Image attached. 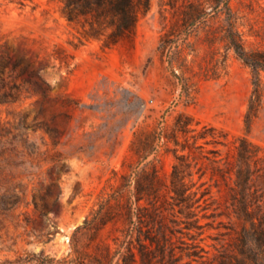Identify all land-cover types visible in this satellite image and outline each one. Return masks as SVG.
I'll use <instances>...</instances> for the list:
<instances>
[{
  "label": "rangeland",
  "instance_id": "rangeland-1",
  "mask_svg": "<svg viewBox=\"0 0 264 264\" xmlns=\"http://www.w3.org/2000/svg\"><path fill=\"white\" fill-rule=\"evenodd\" d=\"M182 1L150 0L132 38L101 49L98 40L88 39L85 26L62 16L61 0H0V56L3 53L8 61L0 74V92L17 86L13 99L0 101V259L40 249L65 254L73 228L84 221L101 191L109 189L107 179L120 180L112 169L130 173L154 160L168 180L171 152L159 147L137 165L129 146L136 133L143 138L155 126L170 124L178 111L221 129L227 140L247 133L264 145V75L260 105L247 131L244 119L252 80L246 65L232 52L222 63L202 61L203 47L198 45L187 97L172 72L179 70L180 61L170 63L169 54L158 48L161 33ZM231 4L240 13L256 16L264 0ZM26 63L31 76L20 74ZM43 80L49 97L39 112L41 97L27 90L34 82L45 86ZM204 168L194 167L191 176L198 200L184 210L167 196V241L160 248L148 245L152 260L142 263L138 258L135 264H216L213 255L231 249L233 212L218 211L223 197L208 167L200 176ZM11 185L18 192L13 208L2 200ZM203 190L207 193L201 196ZM34 192L38 202L43 195L47 202L42 218L32 202ZM26 219H34L33 224H25Z\"/></svg>",
  "mask_w": 264,
  "mask_h": 264
},
{
  "label": "trees",
  "instance_id": "trees-1",
  "mask_svg": "<svg viewBox=\"0 0 264 264\" xmlns=\"http://www.w3.org/2000/svg\"><path fill=\"white\" fill-rule=\"evenodd\" d=\"M61 2L62 16L69 22L85 26L88 39L98 40L101 49L131 39L138 17L150 5V0ZM252 10L249 7L248 12ZM198 45L203 47L202 61L209 58L222 63L232 52L250 69L252 90L244 119L248 131L262 96L264 7L256 16L240 13L231 0H183L176 7L174 18L159 37L158 48L161 53L169 54L170 63L180 61L179 70L173 69L172 72L180 78L187 97L191 96V61L198 55ZM5 58L6 55L1 53L0 74L8 62ZM17 64L18 60L12 62V66ZM29 66L30 63H26L20 74L31 76L33 70ZM43 83L45 86L34 82V87L27 90L41 97L37 101L39 112L49 97V85L44 80ZM13 89H17L14 84L8 90L3 89L0 101H8V97L13 99ZM52 131L58 132L56 128ZM209 144L215 148L207 147ZM159 147L174 157L168 180L160 175L154 160L134 167L130 173L112 169V176L119 175L120 180L107 179L109 189L101 191L84 221L73 228L65 254L58 256L44 249L24 251L0 259V264H135L138 258L142 263H148L154 255L146 247L157 245L160 248L167 241V227L163 220V212L170 204L167 196L184 210H189L186 208L193 206L199 198L192 188L195 184L191 179L193 168L200 170L203 166L200 176L208 167L209 178L213 179L223 197V206L218 211H232L235 223L229 244L231 249L218 251L212 261L215 260L216 264H264V145L252 141L247 133L227 140L221 129L181 110L170 124L164 123L160 128L155 126L143 138L136 133L129 150L137 157L139 165ZM209 152L213 154L209 155ZM49 193L48 189L45 194ZM205 193L207 191H201V196ZM3 195V202H9L10 208L17 204L16 185L7 187ZM41 198L42 201L38 202L33 193L34 208L39 210L42 218L46 214L42 210L47 207V202L44 195ZM25 222L33 224L34 219ZM47 233L52 234V231L48 229ZM93 248L98 253L92 254L90 249Z\"/></svg>",
  "mask_w": 264,
  "mask_h": 264
}]
</instances>
